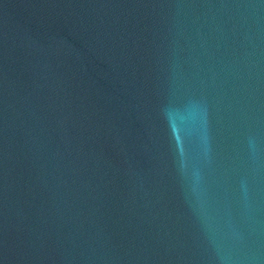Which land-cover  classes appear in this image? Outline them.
<instances>
[{
	"label": "water",
	"instance_id": "95a60500",
	"mask_svg": "<svg viewBox=\"0 0 264 264\" xmlns=\"http://www.w3.org/2000/svg\"><path fill=\"white\" fill-rule=\"evenodd\" d=\"M0 264H264V0H0Z\"/></svg>",
	"mask_w": 264,
	"mask_h": 264
}]
</instances>
